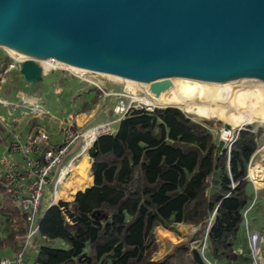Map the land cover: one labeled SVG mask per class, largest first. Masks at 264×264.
Masks as SVG:
<instances>
[{
  "label": "trees",
  "instance_id": "16d2710c",
  "mask_svg": "<svg viewBox=\"0 0 264 264\" xmlns=\"http://www.w3.org/2000/svg\"><path fill=\"white\" fill-rule=\"evenodd\" d=\"M260 132L240 131L218 154L212 132L185 112L129 109L117 132L99 135L88 150L93 185L50 207L40 223L39 235L66 247L41 245L32 264H79L85 252L90 264H196L190 241L153 259L156 229L176 232L177 224L199 227L196 238L210 225L208 258L238 261L235 244L252 200L248 166ZM16 236L0 238V247L15 246Z\"/></svg>",
  "mask_w": 264,
  "mask_h": 264
},
{
  "label": "water",
  "instance_id": "95a60500",
  "mask_svg": "<svg viewBox=\"0 0 264 264\" xmlns=\"http://www.w3.org/2000/svg\"><path fill=\"white\" fill-rule=\"evenodd\" d=\"M0 47L28 57L20 68L28 84L44 80L39 61L48 59L148 85L157 97L172 78L264 83V0H0ZM226 144L219 140L218 154ZM78 261L92 258L85 252Z\"/></svg>",
  "mask_w": 264,
  "mask_h": 264
},
{
  "label": "rangeland",
  "instance_id": "374dc122",
  "mask_svg": "<svg viewBox=\"0 0 264 264\" xmlns=\"http://www.w3.org/2000/svg\"><path fill=\"white\" fill-rule=\"evenodd\" d=\"M19 57L0 47V70H2L0 82V140L2 141H11L14 135L21 137L22 132L27 133L30 129L37 128L36 130H38L42 128L51 136V143L59 144L62 140L61 129L70 122L77 125L76 120L79 121V128L84 133L96 126H104L105 124L103 123H109L105 129L108 132L113 129L111 123L123 116L127 111L133 100L134 91L139 96L148 95L149 97L151 93L147 94L145 90L133 89L124 80L114 79L98 73L90 75L81 70L72 69L70 65H65L67 68L58 67L49 72L47 70L42 82L28 84L20 74L21 62H19ZM236 82L234 85L238 84L242 85V87L257 84L254 79L244 83ZM239 95L240 93L237 94L236 98ZM159 106L158 108H161ZM215 108L214 111L217 112L218 110ZM185 113L201 122L200 117ZM223 123V120L217 119L213 120L212 126L206 125L217 143L220 140L219 130L223 128ZM242 127L245 130L261 132L258 138V148L248 166L247 177L249 185L247 190L252 200L248 210L245 212L244 224L235 244V251L241 259L235 262H217L210 259L213 264H254L255 256H258L259 260L261 259L260 263L264 264V182L258 190H255L253 183L249 179L251 165L261 161V158L264 157V149H262L264 147V117L259 123L245 124ZM236 138L237 132L232 134V141L227 142L226 149L230 148V144ZM83 144L84 141L79 143L77 152L81 150ZM86 158L81 168L74 173L71 171L69 181H72L74 185L77 184L79 186L81 184L84 186L90 182L91 167L88 151ZM73 188L76 190L78 187ZM66 194L67 192H65L63 198L67 197ZM5 206L13 212L9 214L10 225L13 226L11 230L20 237L21 246L23 245V239L21 238L23 235L19 232L21 228H24V222L11 200L5 199ZM13 214H16V216ZM255 231H258L259 235L253 234ZM195 233V228H188L187 226L177 227L176 232L166 229L157 230L156 237L159 243L157 253L159 255L156 253L157 258L154 257L153 259L155 261L162 260L174 249V246L185 241H190L191 248H201L204 244L207 230L205 229L200 238H196ZM39 239L40 245L66 247L60 240L49 242ZM37 245H39L37 241L31 243L32 247H37ZM32 247L31 249L29 247L25 253L24 264L32 262L33 257L30 254Z\"/></svg>",
  "mask_w": 264,
  "mask_h": 264
},
{
  "label": "built area",
  "instance_id": "2783aa9c",
  "mask_svg": "<svg viewBox=\"0 0 264 264\" xmlns=\"http://www.w3.org/2000/svg\"><path fill=\"white\" fill-rule=\"evenodd\" d=\"M138 107L148 111L155 109L131 101L125 114L129 109ZM106 127L105 124L99 128L96 138ZM61 132L62 140L59 144L51 143V136L42 128L24 140L14 135L7 145V153L0 158V188L18 209L25 229L23 245L13 261L15 264L23 263L27 249L39 235L40 223L47 210L64 201L62 188L71 174V164L76 160L78 152L68 162L65 161L72 149L81 141L85 142L84 132L73 122L66 124ZM17 155L20 159L15 157ZM203 243L202 254L209 264H213L207 256L208 234ZM260 261L254 260V264H261ZM13 262L5 259L1 264Z\"/></svg>",
  "mask_w": 264,
  "mask_h": 264
},
{
  "label": "bare ground",
  "instance_id": "6f19581e",
  "mask_svg": "<svg viewBox=\"0 0 264 264\" xmlns=\"http://www.w3.org/2000/svg\"><path fill=\"white\" fill-rule=\"evenodd\" d=\"M7 51L14 56H20V61L28 58L15 51ZM39 63L43 67L44 71L48 70V72L58 67L64 68L65 65H67L54 59L40 60ZM70 67L72 69L81 70L84 73H89L90 75L97 74L96 72L84 70L74 66ZM105 76L118 79L110 75ZM250 80L241 79L237 81L244 83L249 82ZM256 81L257 84L254 86L242 87V85H234L236 81L213 84L185 78H172L173 87L161 93L158 97L153 93H150L148 85H139L130 81L126 82L133 89L137 88L145 90L147 94L150 93L149 97L148 95L139 96L136 91H134L132 101L138 102L139 104L146 105L151 108H158V105H160L161 108H165L167 106L178 107L181 110L190 114H195L200 118H216L223 120L225 123L231 124L233 128L232 130H224L223 128L219 130L220 139L229 142L232 141V134H234L233 131L235 129H239L245 124L259 123L264 117V83L258 80ZM238 93H240V95L236 98ZM213 106H215L216 108H214L220 113L218 111L215 112ZM101 127L103 126H96L84 133L85 142L81 150L77 153L76 160L71 164L72 173L81 168L83 165L87 156V150L91 143L95 140L98 130ZM262 149H264V147ZM261 159V161H257L255 164L251 165L249 171V179L253 183L255 190H258L264 182V157ZM212 221L213 216H211L209 224H211ZM203 247L204 244L201 248H195H198L200 252H202ZM254 260L259 261L258 256H255Z\"/></svg>",
  "mask_w": 264,
  "mask_h": 264
},
{
  "label": "crops",
  "instance_id": "0c3cea01",
  "mask_svg": "<svg viewBox=\"0 0 264 264\" xmlns=\"http://www.w3.org/2000/svg\"><path fill=\"white\" fill-rule=\"evenodd\" d=\"M124 116H125V113H124V115L123 116H121L119 119H117L116 121H114L113 123H111V126H113V129L111 130V131H103L102 133H100L99 135H101V134H114V133H116L117 132V130H118V126H119V122H120V120H122L123 118H124ZM76 123H77V126L78 127H80L79 126V121L78 120H76ZM103 124H106L107 126H108V124L109 123H103ZM37 129V128H36ZM36 129H30L27 133L26 132H22V134H21V138L24 140L29 134H31V133H34V132H36L37 130ZM39 130V129H38ZM62 130V129H61ZM98 135V136H99ZM61 137H62V135H61ZM98 138V137H97ZM96 138V139H97ZM11 141H2V140H0V153H1V157L3 156V155H5L6 153H7V145L10 143ZM95 142V141H94ZM93 145V144H92ZM91 148V147H90ZM78 149H79V145H77L74 149H72V151L70 152V154H69V156L67 157V160L65 161V163L66 162H68V160L74 155V154H76L77 153V151H78ZM0 157V158H1ZM17 159H20V156H15ZM90 167H92V160H91V158H90ZM90 173H91V171H90ZM70 179L68 178L67 179V181L65 182V184H64V186H63V188H62V194H63V196H64V194H65V192H67V197L66 198H64L63 200L64 201H67V202H71V201H73L74 200V198H75V195L77 194V192H79V191H84L86 188H88V187H90V186H92L93 185V183H94V179H93V177H92V175L90 174V182L88 183V184H85L84 186L83 185H81V184H79V186L77 185V184H72V181L70 182L69 181ZM83 186V187H82ZM73 187H78L76 190L73 188ZM46 204V203H45ZM46 206V205H45ZM5 209H6V206H5V198H4V195L2 194V193H0V238H2V239H4V238H6L7 236H9L12 232H14L13 230H11V228L13 229V226L12 225H10V220H9V217L8 216H6L5 214H4V211H5ZM180 226H187L188 228H195V232H197L198 231V229H199V227H197V226H194V225H185V224H177L176 225V228L177 227H180ZM165 228H163V227H158L157 229H156V231L157 230H164ZM167 230V229H166ZM22 238V237H21ZM40 238V239H39ZM16 244H15V246H7V245H4L3 247H0V264H1V261L2 260H5V259H8V260H11L12 262L16 259V256H17V254L19 253V251L18 250H16V248H21V246H20V237L17 235L16 236ZM38 239L39 240H45V241H51V242H57V241H59L60 239H54V240H50V239H45V238H43L41 235H38V236H36V238H35V240L33 241L34 243H35V241H37L38 243H39V245H37V247H35V246H29L30 247V249H31V247H32V252L30 253L31 254V257H33V259H32V262L34 261V259L36 258V256L38 255V252H39V248H40V244H41V242L40 241H38ZM61 241V240H60ZM61 242H63V241H61ZM64 243V242H63ZM175 247V246H174ZM26 255V254H25ZM157 255H159L158 253H157ZM154 257L155 258H157L156 257V254L154 255ZM153 257V258H154ZM24 258H25V256H24ZM163 259V258H162ZM160 260V259H159ZM32 262L31 263H28V264H32ZM25 263V260L23 261V263H21V264H24ZM12 264H15L14 262L12 263Z\"/></svg>",
  "mask_w": 264,
  "mask_h": 264
}]
</instances>
